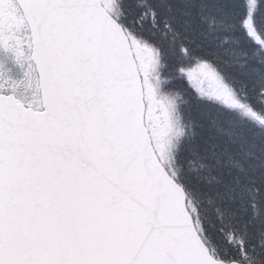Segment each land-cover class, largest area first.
<instances>
[{"label":"water","instance_id":"95a60500","mask_svg":"<svg viewBox=\"0 0 264 264\" xmlns=\"http://www.w3.org/2000/svg\"><path fill=\"white\" fill-rule=\"evenodd\" d=\"M20 2L32 22L46 112L0 98V203L15 197L29 212L25 225L9 226L0 238V255L5 264H163L171 236L180 233L174 226L184 197L151 152L125 39L105 24L109 30L81 46L78 30L92 29L83 17L100 15L95 0ZM140 212L148 237L136 240ZM184 231L186 264H213L203 248L191 252L199 245L191 225Z\"/></svg>","mask_w":264,"mask_h":264},{"label":"trees","instance_id":"16d2710c","mask_svg":"<svg viewBox=\"0 0 264 264\" xmlns=\"http://www.w3.org/2000/svg\"><path fill=\"white\" fill-rule=\"evenodd\" d=\"M189 1L148 0L147 4L156 9L157 20L162 22L160 25L161 29L163 28L164 30V24L168 22L169 26L177 34L184 37L187 35L190 38L192 35H188L186 28L184 29L187 34L182 33L183 27L187 26L191 30L199 22L205 24L204 21H207L210 17L209 14L207 16V13H203V7L195 8ZM200 1L203 2L204 0ZM165 2L167 3L166 6L161 7L163 3L165 5ZM250 2V0H225L224 4L227 8L223 11L227 13L229 20L237 17L240 21L245 22L250 13L253 15L255 12L254 10L251 11ZM137 4L140 5L139 7H143L141 6L143 5V0H137ZM211 6V9L215 8L218 11L217 13H219L222 10L220 9L222 1L213 0V5ZM127 12L129 15L132 13L130 9ZM127 14L125 13L126 16ZM137 16L140 17V13ZM203 41L206 40L203 39ZM187 44L191 51H196V48L191 45V40ZM203 45L207 48V54L213 53L212 49L206 47L204 43ZM240 46L242 47V52H245L243 53L245 58L242 62L233 63L231 68L229 67L225 70L228 73L232 70L236 85L247 90L249 102L257 103L258 112L261 113L264 110V32L259 33L257 42H253L251 37L247 36L244 43ZM236 53H233V55ZM202 57L212 60L207 55ZM221 67L223 68L222 64ZM175 79L176 73H172L171 80L174 81ZM204 116V121H201L198 117L196 118L197 121L195 123L199 128V141L195 144V148L192 151L199 157V162L205 168L199 170L200 167H197V170H195L196 172L199 171L196 177L191 175L189 178V184L192 186L189 187V190L194 189L195 194L200 196L198 197V205L194 206L197 210L196 219L201 230L204 233L206 232L207 240L212 243L213 248H216V250L221 249L227 258L241 259L243 255L248 257L251 252H254L258 254L257 264H264V257L262 256L264 251L260 253L257 250L260 246L264 248V210L262 209V206H264V169H261L264 166V161L253 163L248 165V167L245 166L244 162L242 163L243 159L247 158L246 153L256 157V151H263L264 137L262 139L259 137L263 141L261 149L255 148V143L258 142L256 137H254L257 136L255 133H251L249 135L250 138L243 137L242 145H244L243 150L245 153L242 155L241 152L240 156L235 151L234 155H236V158L232 157L228 167L221 170L227 162L225 159L234 151L227 150L230 145L228 142L229 138H220L214 134L215 130L220 128V119L208 110ZM222 127L224 135L230 136L233 133L229 124L228 126L222 124ZM246 129L248 130L249 126H246L245 122L239 121V134ZM248 147L250 150L247 149ZM206 152L213 153L214 156L205 157ZM236 168L248 172L240 175ZM214 179L224 184L218 190L210 185ZM226 188H228L227 191ZM226 228L234 238L233 244H230L225 239L224 232Z\"/></svg>","mask_w":264,"mask_h":264},{"label":"rangeland","instance_id":"374dc122","mask_svg":"<svg viewBox=\"0 0 264 264\" xmlns=\"http://www.w3.org/2000/svg\"><path fill=\"white\" fill-rule=\"evenodd\" d=\"M104 6L106 8H112L111 5L115 3V0H102ZM9 17H11L9 15ZM11 23V22H10ZM14 25L11 24L10 27H13ZM10 29L9 27L3 28V32L1 35L4 36V33ZM17 33V30H16ZM7 35V33H5ZM6 49H2V46H0V83L3 85L6 84L9 88V84L12 88H19L22 94H25L27 96L31 97V100H34L33 102H36V96L35 91L36 89L33 88L34 84H32V78L30 71V66L28 63L22 64L20 63L18 66L21 65V68H16V61L17 57L14 56V45H8L5 47ZM11 52H8L10 51ZM141 58L143 63H147L146 59H151L150 54L146 52V50L142 49L141 51ZM2 59V60H1ZM12 69V72L10 71ZM193 72L187 73V77L190 78L191 81H195L199 84V88L202 89L200 86V83H202V86H207L202 91L203 96L209 97V95L215 90V83L213 76L209 73L207 68L201 69L200 72H196L195 70H192ZM145 84V91L147 100L149 101L150 109L148 111V116L150 118V122L152 123V130L155 131V141L157 143V152L161 156L164 152V148L166 146V139L168 138L169 134L172 130V120L171 117H169V107L166 105L167 103L164 102L162 98H160L158 95L156 96L153 92L152 85L149 83L148 80L144 82ZM213 94V93H212ZM37 95V94H36ZM149 122V123H150Z\"/></svg>","mask_w":264,"mask_h":264},{"label":"bare ground","instance_id":"6f19581e","mask_svg":"<svg viewBox=\"0 0 264 264\" xmlns=\"http://www.w3.org/2000/svg\"><path fill=\"white\" fill-rule=\"evenodd\" d=\"M226 8H227L226 5L223 3L222 6H220V9H222L220 11H223ZM184 28H186V31H187L188 35L191 34L192 35L191 37L194 38V39L191 38V37L190 38L189 37L184 38L186 43L191 40V45L194 48H196V51H194V52H195V54H198L199 56L207 55L209 57H213V58L215 57L218 60H225L226 57H228L231 54L236 52V49H237L238 46L235 43L236 41L232 38V39H228L227 40V44L224 46L225 49L223 50V52L221 54H219L218 49H215L212 54H207V48H205L204 45H203V43H204L203 39H205L206 41H209V42H213V41H216L218 39L217 46L223 45V42L219 41V38H220L219 32H220V30L222 28L218 24H216L215 26H210L208 24H202V23L199 22V23H197L196 26H193V29H191V30L188 29L187 26H184L182 33L187 34L185 32ZM161 30L164 31L165 29L163 30V28H162ZM180 30H181V28H180ZM171 32H172V34L175 37L179 36V34H177L174 30H171ZM236 55H239V54L236 53ZM236 55H233L231 57L232 60H234L236 58ZM234 71H236V70H234ZM237 142H238V145H237ZM237 142L235 143V145H232V146L229 145V147L227 148L228 151H232V152L234 151V152L230 153L229 157L225 159L227 162L221 168V170H224V169H226L228 167V163H230V160H231L232 157L236 158V155H234L235 151H236V153H238L239 151L242 150L241 151L242 155L245 153V151L243 150L244 145H242V141L239 140ZM255 148L261 149L262 148V144L260 142L255 143ZM206 156L210 158V157H213L214 154L206 152L205 157ZM216 180L217 179L212 180L210 185H211L212 188L218 190L224 184L223 183L221 184L220 181L217 182ZM223 182H224V179H223ZM227 189L228 188H226V191H227Z\"/></svg>","mask_w":264,"mask_h":264}]
</instances>
